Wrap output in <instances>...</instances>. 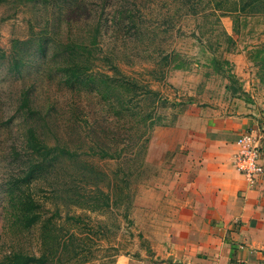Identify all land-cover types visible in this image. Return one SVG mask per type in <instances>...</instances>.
Returning a JSON list of instances; mask_svg holds the SVG:
<instances>
[{
  "label": "rangeland",
  "instance_id": "obj_1",
  "mask_svg": "<svg viewBox=\"0 0 264 264\" xmlns=\"http://www.w3.org/2000/svg\"><path fill=\"white\" fill-rule=\"evenodd\" d=\"M219 2L0 0V261L14 239L7 182L35 160L30 130L78 154L52 177L80 188L35 190L46 218L58 196L62 243L92 251L78 264H114L149 253L163 216L152 207L176 191L190 152V114L264 126V13L229 14ZM74 63L88 68L76 84L66 72ZM81 196L88 205H72ZM39 234L23 237L25 249L38 253Z\"/></svg>",
  "mask_w": 264,
  "mask_h": 264
},
{
  "label": "crops",
  "instance_id": "obj_2",
  "mask_svg": "<svg viewBox=\"0 0 264 264\" xmlns=\"http://www.w3.org/2000/svg\"><path fill=\"white\" fill-rule=\"evenodd\" d=\"M189 119L183 137L190 152L176 191L152 207L163 216L149 253L120 256L114 264H264V174L250 186L234 165L239 136H259L264 126L252 117L209 112Z\"/></svg>",
  "mask_w": 264,
  "mask_h": 264
},
{
  "label": "trees",
  "instance_id": "obj_3",
  "mask_svg": "<svg viewBox=\"0 0 264 264\" xmlns=\"http://www.w3.org/2000/svg\"><path fill=\"white\" fill-rule=\"evenodd\" d=\"M232 1L223 0V2L217 3L218 10L228 12L229 14H243L246 8L249 7L250 13H264V0H247L243 5L242 2H238L237 0H234L231 4ZM113 66L114 71H118L116 65ZM87 70L88 68H83L79 64L74 63L66 71L69 75V82L79 83ZM30 101L31 97L28 95L24 99V106L28 107ZM123 103L126 104V102ZM27 145L31 152V157L35 160L27 163L21 174L14 176L7 182L8 195L12 204L10 219L12 222L8 226L7 231L13 234L14 239L12 240L10 250L5 253L0 264H78L88 262L91 260L90 256L92 252L91 250L87 252L90 247L89 245L83 244L84 248L70 251L68 244L62 243V239L64 238V235H62L63 229L62 227H57L55 220L61 216V207L65 205L59 201L58 196L55 199H49L51 201L49 204L55 210L56 216L52 215V217L46 218L44 209L47 203L36 197L35 192L38 188L47 187L52 188L55 193L60 192L61 189L62 193H66L73 187L80 188L78 179L73 180V182L71 181L69 184L64 182V180L62 181L61 178L52 177L65 160L69 162L77 158L78 154L66 147H48L34 130H30L29 132ZM88 172H92V170L90 169ZM88 176L86 175V178L82 179L85 186L88 185L93 189L102 190L101 183L99 185L98 181H89ZM93 176L95 177V175ZM64 188H67V190ZM83 198L81 196L75 200L72 197V205L85 207L88 203ZM92 207L94 209L98 206L93 205ZM35 229L39 230L40 233L38 253L25 249V243L22 242L23 237ZM74 238V235H70L68 241Z\"/></svg>",
  "mask_w": 264,
  "mask_h": 264
},
{
  "label": "built area",
  "instance_id": "obj_4",
  "mask_svg": "<svg viewBox=\"0 0 264 264\" xmlns=\"http://www.w3.org/2000/svg\"><path fill=\"white\" fill-rule=\"evenodd\" d=\"M261 140H264L263 134L254 136L249 133H244L237 139L238 149L234 155V165L250 186H254L258 176L264 174Z\"/></svg>",
  "mask_w": 264,
  "mask_h": 264
},
{
  "label": "bare ground",
  "instance_id": "obj_5",
  "mask_svg": "<svg viewBox=\"0 0 264 264\" xmlns=\"http://www.w3.org/2000/svg\"><path fill=\"white\" fill-rule=\"evenodd\" d=\"M249 134H253V133H249ZM253 135H254V134H253ZM263 135H264V134H263ZM254 136H255V135H254ZM259 136H260V135H259ZM263 142H264V140H261V143H260V145H261V153L263 152V151H262V146H263L262 143H263ZM262 163H263V156H262Z\"/></svg>",
  "mask_w": 264,
  "mask_h": 264
}]
</instances>
